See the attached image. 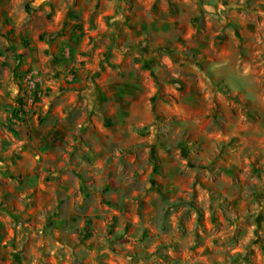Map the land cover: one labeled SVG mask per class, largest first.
Returning <instances> with one entry per match:
<instances>
[{"label":"rangeland","instance_id":"1","mask_svg":"<svg viewBox=\"0 0 264 264\" xmlns=\"http://www.w3.org/2000/svg\"><path fill=\"white\" fill-rule=\"evenodd\" d=\"M136 20L130 129L71 85ZM0 90V264H264V0H0Z\"/></svg>","mask_w":264,"mask_h":264},{"label":"crops","instance_id":"2","mask_svg":"<svg viewBox=\"0 0 264 264\" xmlns=\"http://www.w3.org/2000/svg\"><path fill=\"white\" fill-rule=\"evenodd\" d=\"M148 27L149 25L147 23H142L139 20L132 21V25L126 28L127 31L121 39V43L125 45V49L122 47L121 50L114 51V55L108 56L106 59L101 57L104 67L99 65L91 72H85L84 70L79 71V75L86 77L85 80H82L80 77V80H74L71 86L73 87L72 90H76L75 87L85 88L83 92L85 98L83 100H85L87 104V116L92 115L103 118L114 117L116 122H126V128L131 129L134 125H143L154 119V111L151 105L153 98L156 100L160 94L165 96V94L170 95L177 93L173 82L162 81L161 86H159L158 82L154 81L148 72L141 69L140 62L134 64L131 62L133 58L138 57V54L135 56L132 49L126 46H132L135 43L145 40L148 33L154 31V26L152 24H150L149 28ZM189 30L192 33L195 32L192 28ZM190 35L192 34L184 35V37L179 40L180 42L175 41L174 44L176 48H178V46L181 48L182 45L183 47L186 45L191 46ZM187 49L194 52L197 51L192 47H188ZM196 53L199 54V52ZM165 63L168 62L165 61ZM59 69L64 71L67 68L61 63ZM71 71L72 69H68L67 74ZM90 74L93 75V78H87ZM73 77L74 75H69L68 80H72ZM6 90L8 91V88L5 87V91ZM14 90L15 88L12 89V95L15 94ZM1 91L2 90H0V92ZM74 92L80 94V91ZM166 100L167 98L165 97L161 98V102L168 104ZM79 101H77V103H80ZM68 103L71 104L72 102L68 101ZM168 105H171V102ZM164 106L165 105H163V107ZM163 107L161 111L163 112L164 110V113L167 115L174 113L179 116H184L182 102H175V108L173 109L168 106L167 108ZM62 115L65 118L67 117L68 123L64 124L65 127L71 128V126L74 127L76 125L70 123L71 119L68 118V114Z\"/></svg>","mask_w":264,"mask_h":264}]
</instances>
